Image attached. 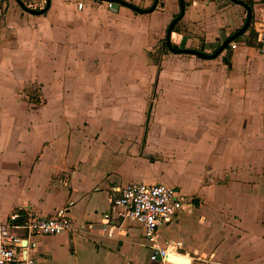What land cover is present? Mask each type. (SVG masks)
Wrapping results in <instances>:
<instances>
[{
	"label": "crops",
	"instance_id": "crops-1",
	"mask_svg": "<svg viewBox=\"0 0 264 264\" xmlns=\"http://www.w3.org/2000/svg\"><path fill=\"white\" fill-rule=\"evenodd\" d=\"M20 1L30 10L47 4L48 9L32 15L15 0L0 2V71L20 78L22 71L33 70L30 84L42 69L45 90L42 107H28L18 93V112L0 113V223L19 211L50 218L65 208L73 224L72 233L58 236L14 232L27 243L23 255L34 264H138V247L150 250L152 242L144 233L146 243L129 239L134 225L118 229L115 214L110 237L102 222L115 189L144 183L163 184L195 201L191 212L159 230L156 245L164 248L160 232L172 226L184 233L180 220L197 212V233L185 221L190 244L181 238L167 241L181 243L176 257L186 264H264L259 145V154L249 155L254 133L264 141V58L255 48L257 32L264 31V0L250 1V30L229 56L202 60L168 50L164 55V49L154 69L143 56L165 40L169 24L180 14L178 0L172 13L165 12L164 0L148 14L123 6L109 10L107 2L97 0ZM123 1L140 9L152 2ZM227 2L186 7L172 30L171 45L203 51H209L208 44L220 45L246 18L242 6ZM211 9L219 15L216 29L208 33ZM227 11L235 16L231 24L222 17ZM40 43L43 48L37 51ZM37 53L42 64L36 63ZM88 83L95 95L92 104L71 110L62 107V96L56 122L44 113L47 97L55 99L52 86L69 91ZM226 185L235 192L224 198L215 191ZM168 260L157 264H176Z\"/></svg>",
	"mask_w": 264,
	"mask_h": 264
},
{
	"label": "built area",
	"instance_id": "built-area-1",
	"mask_svg": "<svg viewBox=\"0 0 264 264\" xmlns=\"http://www.w3.org/2000/svg\"><path fill=\"white\" fill-rule=\"evenodd\" d=\"M81 8L82 3H77V9ZM108 8H112L111 4H108ZM255 45L264 58V31L257 32ZM235 47L234 42L229 45L232 50ZM115 194L110 210L103 215L102 228L108 237L113 233L111 220L112 214H115L119 221L118 229L123 230L125 222L141 227L145 238L152 242L150 261L166 263L168 256H180L181 243L170 241L161 248L155 242L161 228L175 221L182 212L194 209L193 199L184 201L185 197L179 192L163 184L131 183L123 189H115ZM15 231L28 236H58L72 233L73 224L65 208L57 210L50 218L13 213L9 222L0 223V264H34L33 259L23 255V239Z\"/></svg>",
	"mask_w": 264,
	"mask_h": 264
},
{
	"label": "rangeland",
	"instance_id": "rangeland-1",
	"mask_svg": "<svg viewBox=\"0 0 264 264\" xmlns=\"http://www.w3.org/2000/svg\"><path fill=\"white\" fill-rule=\"evenodd\" d=\"M87 1H89V0H82V2H84V3H87ZM144 1L145 0H133V3L140 4V3H144ZM151 1H152L151 5L145 9H148L152 6L154 0H151ZM165 1H166L165 6H164L165 12L166 13H172L173 11H175L176 6H177L175 3L177 0H165ZM184 1H185V3L188 4V6H192V4L194 2L197 4H199V3L204 4V3H209V2L220 1V3L225 2L226 4H229L227 2L228 0H184ZM242 1H251V0H242ZM0 2H2V0H0ZM163 2H164V0H157V6L156 7L157 8H158V6L161 7L160 4ZM210 14L211 15H209V16L211 19L206 26L208 33H212V32H214V29H216L217 23H216L215 19L217 16H215V15H219V14L214 13L212 9L210 10ZM220 17H221V15H220ZM222 17L224 18L225 21L228 22L227 24H231V21L235 19L234 14L231 13L230 11H227L224 14V16H222ZM214 23H216V24H214ZM176 25L173 27V29L176 28V30H177ZM250 27H251V25H249V28L247 31L250 30ZM233 42L236 45L237 44L239 45L240 39H235ZM56 43H57L56 44L57 46H55V47L58 48V42H56ZM163 43H164V41L163 42L161 41L159 44V47L156 50H154L153 52L152 51L149 52L148 55H146V56H143V61H144V58H146V63L148 65V67H151L152 69H154V67L156 65H159V60H161V58H162V57L160 58L159 56H161L163 53H164V55H167L169 53L167 51V49H165L164 52L160 55V53L162 51ZM42 48H43V43H40L39 45H36L35 49L37 51L38 50L41 51ZM198 51H202V52L211 54V50L203 51L202 47ZM38 53L36 55V57L38 58L36 63L39 62L40 64H42L43 57L40 56ZM155 53H157V54H155ZM164 60H166V63H167V58H165ZM160 67H161V64H160ZM157 68L158 67H156L155 69L158 70ZM41 70L42 69L37 70L36 77H35L34 81H32L30 84H29V81L32 78L31 72H34L33 70L22 71L20 73V74H22V75H20V78H14L13 77L17 73H13L11 71H9V72L0 71V113L1 112L7 113L6 111H9L10 112L9 114H12V113L16 114V112H18L17 109L20 107V105L17 103V98H16L19 95L21 96V98L23 100L25 99L24 101L26 103L28 102L27 103L28 107H29V103L35 104L36 108L43 106L45 87H44V83H43V81H44L43 75H42L43 72ZM159 70H160V68H159ZM6 71H7V69H6ZM152 74H153L152 78L155 77L156 71H153ZM48 79H50V76L48 77ZM52 87H53V89H52L51 94H53L52 97L55 99H52L51 97H49V98L47 97V100L49 101V104H48L49 108L46 111H44V113L46 112V115H51L53 117V120H52L53 122L57 121L56 118L58 117L59 109L61 108V105L63 104V102L66 103V105H62V107L67 106V107L71 108V110H72L73 108L76 109L77 105H81V107L83 108L88 102H90L92 104V101L95 100L94 99L95 95L91 94L92 89H91V85L89 83H88V85L83 86L84 89H82V87L75 86L74 89L69 90L70 92L65 90V89L64 90L60 89V91H59L58 88H55L54 86H52ZM18 93H19V95H18ZM62 96H63L64 100L62 101V104H60L58 102V97L61 98ZM22 103H24V102H22ZM24 111H26L25 107L21 106V112L24 113ZM21 112H20V114L22 115L23 113H21ZM44 117H45L44 115L41 116L40 120H43ZM251 144L253 146V150H252V148H250L251 152H249V155H253L252 153L254 151L258 152L257 148L259 145V147H260L259 152L261 153L260 163L264 164V141L260 142L259 138L257 137V134L254 133L253 141ZM259 152H258V154H259ZM249 159H251V157ZM148 183H150V182H148ZM227 183H229V182H227ZM181 188H184V187L182 186ZM259 188L262 191L264 189V185L263 184L260 185ZM181 190L187 197L191 196V192L189 193V191H187V190H183V189H181ZM243 190L245 193L248 192L247 185H245V188H243ZM215 192L218 193V195H222L224 198H226L227 195H233V193L235 192V188L232 185H229V186L226 185L222 188L220 187V189L216 190ZM194 197H196V196H194ZM192 198H185L184 201H186L188 199H192ZM196 201H197L198 205L202 204L200 198L196 197ZM247 202L250 205V201L248 199L245 200L244 203L246 204ZM193 203H194V198H193ZM198 216H199V214L197 212H194L192 215H190L188 217L184 216L180 220V223L185 225L184 233L180 234L174 226H172L167 231L160 232V236L162 237L161 239L166 240L164 244H166V242L169 240L178 241L180 238L184 239V240H188L186 238L187 237V231H188V223L185 224V221H187V219H189L190 229L193 230V232L197 233V231L199 230V223H197ZM125 223L128 224V222H125ZM133 225L134 226L131 228L128 238L131 240H136L138 242L146 243V242L142 241L143 240L142 239L143 232H142L141 228L138 225L135 226L136 224H133ZM163 228H161L160 231L163 230ZM202 236H203V233H201V235L197 234V238L199 240L202 239ZM187 242H188L187 244H190L189 240ZM137 254H138L137 255L138 256V264H151V263L157 264V262H150L149 261V255H150L149 249H146V248L140 246V247H138Z\"/></svg>",
	"mask_w": 264,
	"mask_h": 264
},
{
	"label": "water",
	"instance_id": "water-1",
	"mask_svg": "<svg viewBox=\"0 0 264 264\" xmlns=\"http://www.w3.org/2000/svg\"><path fill=\"white\" fill-rule=\"evenodd\" d=\"M15 1L21 9H23L24 11H26L27 13H30L32 15H41L48 9V4H47L45 9H43V10H40V11L30 10V9L26 8L25 5L20 0H15ZM97 1L107 2L108 4H111L114 11H116V9L119 6H123V7H126L128 9L136 12V13H139V14L152 13L157 6V0H154L152 6L149 9H140V8L134 6L130 3H127L123 0H97ZM178 1H179V5H180V14L177 16V18H175L169 24V26L166 30V36H165L164 43L162 45V51L164 49H167L169 52H171L175 55H191V56H195V57L202 59V60H213V59H216L217 57H219L220 55H222L224 53L226 56H229V51H230L229 45L235 39L242 37L245 34V32L248 30L249 25L251 23V18H252L251 8L248 7L245 4V2L242 0H228L230 3L242 6L246 10V18H245L244 24L238 31H236L235 33H233L232 35L227 37L220 45L211 49V54H208V53H205L202 51H198V50H194V49L175 48L171 45V42H170L171 33H172L174 25L183 16V13H184V7H183L182 0H178ZM26 244L27 243L25 241L22 242V246L26 247ZM172 257L173 256L170 255V256H168V259H171Z\"/></svg>",
	"mask_w": 264,
	"mask_h": 264
},
{
	"label": "trees",
	"instance_id": "trees-1",
	"mask_svg": "<svg viewBox=\"0 0 264 264\" xmlns=\"http://www.w3.org/2000/svg\"><path fill=\"white\" fill-rule=\"evenodd\" d=\"M182 2H183V7H184V9H185L186 7H188V4L185 3L184 0H182ZM245 4H246L248 7H251V5H252L250 1H245ZM253 36H254V33L251 32V33H250V38H249V40H248V44H250V45H252V38H253ZM214 46H215V45H213V44H208V45H207V47H209V50L213 49ZM173 47H174V46H173ZM175 48H176V47H175ZM225 61H227V58H225ZM19 213H20V211H19ZM20 214H21V213H20ZM18 222L21 223V222H22V219L19 220Z\"/></svg>",
	"mask_w": 264,
	"mask_h": 264
},
{
	"label": "bare ground",
	"instance_id": "bare-ground-1",
	"mask_svg": "<svg viewBox=\"0 0 264 264\" xmlns=\"http://www.w3.org/2000/svg\"><path fill=\"white\" fill-rule=\"evenodd\" d=\"M167 260H168V257H167ZM171 261L176 263V264H186V262L180 257H175L174 256V257L171 258Z\"/></svg>",
	"mask_w": 264,
	"mask_h": 264
}]
</instances>
